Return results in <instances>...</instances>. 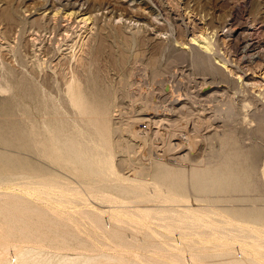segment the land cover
<instances>
[{
  "label": "rangeland",
  "instance_id": "1",
  "mask_svg": "<svg viewBox=\"0 0 264 264\" xmlns=\"http://www.w3.org/2000/svg\"><path fill=\"white\" fill-rule=\"evenodd\" d=\"M46 2L51 3V0H0V162L6 163L9 169L14 168L11 183L25 185L21 189H0V197H3L0 198V226L5 231L8 228L10 233L29 232L40 237L39 243L16 246L15 252L38 246L37 252L30 253L28 264H46L51 258L64 254L80 257L74 264H264V255L253 251H264V112L260 108L264 104V81H250L256 88L245 91L222 81L204 80V73L195 65L192 68L190 58H185L187 63L182 61L184 58L174 61L171 73L158 77L147 65L156 60L163 65L171 64L180 54L181 46L176 41L186 43L189 52L200 47L198 43L191 45V35L177 31L175 20L165 17L160 5L186 15V22L196 19L197 36L203 29H208V33L216 29L229 35L228 24L234 17L244 22L251 11L253 17L258 15L264 19V0H112L127 16L123 20L112 19L103 10L97 13V26L91 21L81 24L80 18L71 22L59 20L48 26L41 18L36 19L39 15H32L36 6L43 4L40 8H44ZM28 11L30 15H26ZM118 35H125L134 42L128 44L117 38ZM120 51L127 56L125 65L118 62ZM137 55L139 60H135ZM93 77L99 88L108 91V104L114 111L111 114L116 117L157 121L170 118L166 114L171 111L175 119L183 116L177 112L186 105L185 108L194 113L195 122L199 117L209 123L197 122L196 125L201 126H197L199 133L190 141L193 144L188 142L189 149L183 152L187 157L182 162L150 161L157 150V144L152 143L153 130L163 129L166 146L177 144L180 135L186 134L183 138H187L192 133L195 122L191 113H185V118L191 121L186 123L185 130H177L176 137L165 130L166 124L151 122V127L148 126L151 130L144 128L146 121L139 122L137 128L130 125L128 139L140 132V128L143 134L149 135L145 140L134 138L136 151L127 155L114 149L113 135L104 128L105 124L111 126L107 117H89L73 100V88L77 84L83 87ZM122 81L135 83L131 89L133 97L131 94L123 99ZM26 87L32 90L34 100L22 95ZM138 96L140 100L136 101L134 112L130 102L139 99ZM178 100V104L182 101L186 104H175ZM230 105L235 111L231 121L224 117ZM144 109L146 111H142ZM214 116L223 117L225 121L213 119ZM32 134L44 136V157L29 152L27 146L32 143ZM74 139H79L82 147L91 144L94 152L107 155V159L93 165L98 174L84 172L80 169L82 165L73 164L75 155H68L70 159L64 155V141L69 144ZM31 167L34 170L31 171ZM136 170L142 174H137ZM33 182L46 187L39 189L41 196ZM92 185L117 199H137L140 205L126 204L133 206L119 208L126 216L116 221L113 213H104L98 208L107 210L124 203L107 198L99 200V195L91 193ZM67 186L70 190L65 193ZM134 189L136 195L123 196L126 190ZM138 207L149 208L155 214L151 211L148 218L136 211ZM1 231L0 264H6L14 257L10 249L15 245L13 239L6 240ZM239 254L242 258H238Z\"/></svg>",
  "mask_w": 264,
  "mask_h": 264
},
{
  "label": "bare ground",
  "instance_id": "2",
  "mask_svg": "<svg viewBox=\"0 0 264 264\" xmlns=\"http://www.w3.org/2000/svg\"><path fill=\"white\" fill-rule=\"evenodd\" d=\"M73 1V2H72ZM112 1V0H111ZM110 0H51V3H47L46 6L44 8H40V4L38 6H34L35 10L32 11V15L33 16H36V15H39L36 19L38 20V18H41L43 20L44 23H46L48 26H52L53 24H57V22L59 20H67L68 22L70 20H77V21H80L81 19V24L84 23V24H88L90 23V21L94 24V26H97V21H98V17H97V13L100 12V11H107V13L109 14V17L110 18H118V19H121L123 20L125 15L127 16V12L125 13L124 9L123 8H119V5H115L114 3H112ZM50 2V1H49ZM37 3V2H36ZM65 3V4H64ZM30 4V3H29ZM119 4V2H118ZM128 4V3H127ZM35 5V4H33ZM32 5V6H33ZM37 5V4H36ZM122 5V4H121ZM256 5V4H255ZM31 6V7H32ZM86 6V8H85ZM26 8V7H25ZM28 8V7H27ZM160 9L161 11L166 15L165 17H167L168 19H174L175 20V24L177 25V31L179 30V32L182 30L185 35H191L192 36V39L190 40V43L191 45H194L193 43H198L199 44V48L197 47H194V49H192V51H187L185 45L186 43H182L180 41H176L177 43H179V45L181 46L180 48V51H179V55L178 56H175V60L172 59L173 61H171V64H167V65H163L161 64V62L159 60H156V61H153V62H148L147 65L151 67L152 71H153V74L155 77H158L159 75H164V74H169L171 73V66L172 64L174 63V61H177V60H182L184 58V60L182 61H185V58H190V61L192 63V68H193V65L199 67L202 72L204 73V80H207V78L211 81H222L223 83L225 82L227 85L229 86H234L235 88H239V89H242V90H245V91H251V89L253 88H256V87H253L254 85L251 84L250 81H257V79H260V81H264V19L261 18V17H258V15H255L253 17V14L251 13V11L246 14V19L244 22H241L238 18L234 17L231 19V22L228 24L229 26V30H228V33L229 35H225V34H221V32L219 31H211L210 33H208V29L204 30L203 28V31L202 29L200 31H202L200 33L199 36H197L196 32H197V29H198V24H197V21L194 17L195 20H193L192 22L190 20H192L191 18L189 19L188 22H186V19H185V16L181 15V14H177L175 12V10L173 8H171L170 6H167V5H160ZM41 10H44L42 13H40ZM25 12V11H24ZM40 13V14H39ZM29 14V11L28 13H26V15ZM107 14V15H108ZM190 14V13H189ZM30 15V14H29ZM106 15V16H107ZM192 15V14H191ZM139 16V15H138ZM142 16V15H141ZM189 16V15H188ZM187 16V18H188ZM195 16V15H194ZM32 17V16H31ZM140 17V16H139ZM190 17V16H189ZM80 18V19H78ZM35 19V21H36ZM201 20V19H200ZM64 21L62 23H64ZM71 22V21H70ZM74 22V21H73ZM202 22V21H201ZM26 23V22H25ZM59 24V23H58ZM200 24V23H199ZM2 25V24H1ZM63 25V24H62ZM91 25V24H90ZM22 26V25H21ZM59 26V25H58ZM207 27V26H206ZM227 27V26H226ZM21 28V27H20ZM3 32V31H2ZM157 32V31H156ZM33 34V33H32ZM31 35V34H30ZM37 35V34H36ZM32 36V35H31ZM174 36V35H173ZM227 36L228 37H231V40H228L227 39ZM33 37V36H32ZM35 37V36H34ZM34 37L32 40H34ZM117 38H122L123 41H125L126 43L128 44H132L134 41H132L129 37L125 36V35H118L116 36ZM37 39V38H36ZM36 39L34 41H36ZM183 40V39H182ZM181 40V41H182ZM187 40V39H186ZM2 43V42H1ZM100 43V42H99ZM102 43V42H101ZM99 46V45H98ZM97 46V47H98ZM101 47V45L99 46ZM186 47V48H185ZM111 48V47H110ZM114 47H112L113 49ZM193 48V47H192ZM98 49V48H96ZM111 49V50H112ZM189 49V48H188ZM114 50V49H113ZM203 50V51H201ZM98 53V52H97ZM120 54H121V51H120ZM123 54V53H122ZM121 54V57H120V60L118 61L120 63V65H125L126 61H127V56L126 55H122ZM140 56L137 55L135 57V60H139ZM189 60V59H188ZM215 61H218L217 63L214 62ZM116 61V60H114ZM186 62V61H185ZM187 63V62H186ZM146 66V67H148ZM190 66V64H189ZM146 69V68H144ZM149 70V69H148ZM200 70V72H201ZM141 71V69H140ZM143 71V70H142ZM151 71V70H150ZM138 72V71H137ZM144 72V71H143ZM148 71H146L147 73ZM201 72V73H202ZM175 75V73L173 74ZM144 76V75H143ZM98 77V76H97ZM202 77V76H201ZM202 78V79H203ZM134 79V78H133ZM147 79V78H145ZM159 79V78H158ZM162 79V77H161ZM161 79H159L158 81H162ZM174 79H178V77H174ZM142 80V79H141ZM180 80V79H179ZM181 82V81H179ZM239 82V83H238ZM143 83V82H142ZM102 84V82H101ZM134 84L132 81H122L121 82V94H122V97L123 99L129 97L132 92H131V89L134 87ZM138 84V83H137ZM141 84V82H140ZM159 84V83H158ZM136 87V86H135ZM139 88V87H138ZM175 88V87H174ZM259 89V88H258ZM143 90V89H142ZM140 90V91H142ZM252 91H255V90H252ZM146 92V91H145ZM22 95L25 96V97H28L29 99L31 100H34L33 99V93H32V90L29 89L28 87L24 88L22 91H21ZM257 93V92H256ZM181 94V93H179ZM259 94V93H258ZM108 91L106 90H102L101 88H99L97 82H96V79L95 77H93L92 79H90L89 81H86L85 85L82 87L80 86L79 84H77L75 86V88H73V92H72V96H73V100L75 101V103H77V107H79L80 111L83 112V114L85 115H89V117H94V116H100V117H104L106 118L107 117V121H109V123H111V126H107L105 124V130L110 134V135H113V147L115 150L117 151H122L124 152L125 154L127 155H130L131 153H135L134 151H136V146L134 145V138H139L140 140H145L147 138V136L149 135L148 133L147 134H143L141 132V129L140 128V132L137 131L139 129H137L135 132V134H139V136H135V134L133 135L132 134V141L130 139L127 138L128 135H131L130 133V130L128 129V127L131 126H136L137 128V125L140 123H144L142 121H146L147 123L144 124L146 125V129H149L148 126L150 125L151 122H153L154 124L153 125H167V126H164L165 127V130L168 131L170 133V135L172 136H175V133L177 134L179 130V128H181L180 130L182 129H186V123L191 121L190 118H185V113H188L190 114L191 113V118H192V115H194L193 112H189L190 110H188L186 107V105H184L183 107H181L182 109L179 110L177 113L180 114V115H183V116H179V117H174L175 119H173V113H170L168 112V114L166 115H169L170 118L168 117V119H165V120H155L153 121V119L151 118H148V119H145L143 120H130V119H124L123 117H116L115 114H111V112H114L110 109L109 107V104H108V100H107V96H108ZM183 95V94H182ZM181 95V96H182ZM233 95V94H232ZM260 95V94H259ZM137 96V95H136ZM135 96V97H136ZM172 96V95H171ZM111 97V96H110ZM133 97V94L132 96ZM130 97V98H131ZM139 99L137 98V100H134V102H130V107L133 109L136 108V101L140 100V96H138ZM179 97V96H178ZM182 97L185 98V95H183ZM229 97V96H228ZM216 98V97H215ZM263 98V97H262ZM142 99V98H141ZM174 101H175V98H173ZM186 99V98H185ZM218 99V98H217ZM231 99V98H230ZM72 100V101H73ZM182 100V98H181ZM190 100V99H188ZM71 101V102H72ZM73 101V102H74ZM180 100L176 101L175 104H178L177 102H179ZM187 101V100H186ZM142 103L143 100L141 101ZM147 103V101H145ZM171 102V101H170ZM229 102V101H228ZM207 103V102H206ZM204 103V104H206ZM260 103V102H259ZM145 104V103H144ZM179 104H186L185 101H182L180 102ZM178 104V105H179ZM231 104V103H230ZM140 105V104H139ZM170 105V104H169ZM211 105V104H210ZM224 105V104H222ZM228 105V103H227ZM227 105H224V106H227ZM251 105V104H250ZM262 107L260 108H263V110H261V112H264V104L263 105H260ZM143 108H147V105H143L142 106ZM216 107V106H215ZM137 108H140L137 106ZM142 108V109H143ZM228 108V112H224L226 111ZM225 107L226 110H224V113H228V115H224L227 116V118L230 120V118L233 119V117H231V115L233 113H235V111L233 112V108L232 106H228V107ZM131 109V110H132ZM219 109V108H218ZM136 110V109H135ZM140 110V109H139ZM142 111H146L145 109L142 110ZM219 111V110H217ZM135 112V111H134ZM133 112V113H134ZM174 112V111H173ZM216 112V111H215ZM219 113V112H218ZM217 113V115H219ZM257 113V112H256ZM81 114V113H80ZM158 114H162V113H158ZM258 114V113H257ZM256 114V115H257ZM262 114V113H261ZM122 115V114H121ZM126 115V114H125ZM165 115V114H164ZM260 115V114H259ZM110 116V117H109ZM198 116V115H196ZM200 116V115H199ZM261 116V115H260ZM84 117V116H83ZM195 117V116H194ZM193 117V118H194ZM215 117V118H214ZM212 117L213 119H217L219 120L218 118L220 117H216L214 116ZM222 117V116H221ZM61 118V117H60ZM76 118V117H75ZM97 118V117H96ZM192 118V119H193ZM71 119V118H70ZM85 119V118H84ZM88 119V118H86ZM85 119V120H86ZM92 119V118H91ZM103 119V118H102ZM211 119V118H210ZM209 119V120H210ZM212 119V120H213ZM221 120L225 121L222 118H220ZM75 120V119H74ZM197 122H202V123H205V124H208L209 121L206 120V119H203L202 118L200 119L199 117L196 118ZM89 121V119H88ZM103 122H106L104 120H102ZM193 121L195 122V120L193 119ZM228 121V120H227ZM231 121V120H230ZM229 121V122H230ZM75 122V121H74ZM197 122L194 123V126L192 127V130L190 132H192L190 134V136H187V138H183L184 135H180V133H182V131L179 133V135L181 136L179 138V141L177 142V144L175 143H172L171 144V141H168L169 144L171 145H168L166 146V143L164 142L165 139H163L164 137L162 136V133L161 131L163 129H161V131L157 128L155 131L153 130V134L155 133V138H153V145L157 144L156 148V153L155 155L156 156H153L151 155L150 157V161H181L184 160L187 155H183V152L187 149H189V145H188V142H190L191 140H193L192 138L195 137V135L199 133V130H200V124H198L200 127L198 129V125ZM211 122V121H210ZM214 122H217L214 120ZM213 123V121H212ZM227 123V122H226ZM231 123V122H230ZM87 124V123H86ZM229 124V123H228ZM76 125V124H75ZM152 125V124H151ZM150 125V127H151ZM188 125V124H187ZM204 125V124H203ZM101 126V125H100ZM186 126V127H185ZM78 127V126H76ZM87 127V126H86ZM89 127V126H88ZM140 127V126H139ZM157 127V126H156ZM185 127V128H184ZM95 128V127H94ZM143 128V127H142ZM161 128V127H159ZM204 128V126H203ZM202 128V130H203ZM222 128V127H221ZM79 129V128H78ZM154 129V127L152 128ZM188 129V128H187ZM81 130V129H80ZM100 130V129H99ZM151 130V129H149ZM179 130V131H180ZM190 130V129H189ZM188 130V131H189ZM35 131V130H33ZM84 131V130H83ZM132 131V130H131ZM134 131V130H133ZM145 131H148V130H145ZM144 131V133H146ZM177 131V132H176ZM187 131V130H186ZM86 134H88L89 132L85 131ZM102 133V131H100ZM163 132V131H162ZM184 132V131H183ZM206 132V131H205ZM42 133V132H40ZM143 135H142V134ZM164 133V132H163ZM85 134V135H86ZM166 134V133H165ZM31 135V134H30ZM35 135V134H34ZM168 135V134H167ZM169 135V138L171 137ZM177 135V136H179ZM90 136V135H89ZM153 136V135H152ZM30 137V136H29ZM92 137V136H90ZM151 137V136H150ZM189 137V138H188ZM199 137V136H198ZM205 137V135H204ZM31 138V141L32 143L29 144L28 143V146L27 148L29 149V152L31 153H38L40 156L44 157L45 156V151L42 149L43 146H42V140L44 141V136L42 137H36V136H32L30 137ZM106 138V137H105ZM173 138V137H172ZM171 138V139H172ZM197 138V137H196ZM201 138V137H200ZM87 139H91V138H87ZM170 139V140H171ZM205 139V138H203ZM59 140V139H58ZM79 140V139H78ZM77 139H74L72 141V143H69L68 142H65V145L63 146V152H64V155L67 154L68 155H75L74 156V159H73V164H75L76 166L78 165H82L80 167V169H83L84 172H90V171H93L94 174H98L99 171L95 169V167H93V165H98L100 164L99 163V160L100 159H107V155L103 154V153H99V152H94L90 146L89 147H82V144L80 141H78ZM83 140V139H82ZM168 140V138H167ZM202 140V139H201ZM68 141V140H67ZM195 141V140H194ZM204 141V140H203ZM88 142V140H87ZM86 142V143H87ZM147 142V141H146ZM167 142V143H168ZM83 143V142H82ZM90 142H88L89 144ZM191 143V142H190ZM189 143V144H190ZM196 143V142H195ZM147 144V143H146ZM193 144V143H191ZM190 144V146L193 148V146ZM87 145V144H86ZM110 144V148L112 146ZM162 145V146H160ZM178 146V148H176V146ZM195 145V144H194ZM93 146V145H92ZM206 146V145H205ZM176 150H175V148ZM196 147V146H195ZM123 148V149H122ZM152 148V147H151ZM150 148V149H151ZM155 148V146H154ZM39 150V152H36V150ZM99 149V148H97ZM149 149V151H150ZM175 151H174V150ZM95 150V149H94ZM173 150V152H171ZM108 151V150H107ZM154 151V150H153ZM151 152V151H150ZM197 155V154H196ZM199 155V154H198ZM115 156V155H114ZM147 156V155H146ZM39 157V156H38ZM66 157V156H65ZM112 157V156H111ZM148 157V156H147ZM67 158L70 159V157L68 156ZM147 159V158H145ZM123 160V159H122ZM127 160V159H125ZM68 161V160H66ZM110 161V160H109ZM144 167H142V170H143ZM167 168V167H166ZM12 169L14 168H11L9 169L8 168V165L4 162H0V184L2 183H5L4 186H0V189H16L14 187H18V188H22V186L24 184H21V183H11V179L13 178L12 176ZM135 169H138V168H135ZM30 170H34L33 167L30 168ZM76 170H79V169H76ZM82 170V171H83ZM141 170V169H139ZM139 170H136V173L137 174H142L140 173ZM103 172V170H102ZM92 173V172H91ZM105 173H108L107 170H105ZM35 175H38L39 177L41 176V174H34ZM30 176V175H29ZM36 176V177H38ZM49 178V177H48ZM55 178V177H54ZM47 179V178H46ZM52 179V178H51ZM57 180V178H55ZM59 180V179H58ZM119 181H122L123 179L122 178H118ZM30 181V180H29ZM28 181V182H29ZM34 181V180H33ZM36 181V180H35ZM40 181V180H39ZM43 181V180H42ZM50 181V180H49ZM51 182V181H50ZM65 181H63L64 183ZM67 183V182H66ZM69 183V182H68ZM34 184V185H32ZM31 185L32 187L34 186L35 187V190L36 188H38V193L39 192V189L40 190H43L44 188L46 189L45 186H43L41 183H37V182H33ZM29 185L26 183V186ZM46 185V183H45ZM48 185V184H47ZM58 185V184H57ZM25 187V185H24ZM23 187V188H24ZM29 187V186H27ZM26 187V190H28V188ZM31 187V186H30ZM44 187V188H43ZM68 188L70 186H67ZM71 187H74L71 185ZM17 188V189H18ZM20 188V189H21ZM49 187H47L48 189ZM54 188V187H53ZM58 188V187H57ZM61 188V187H60ZM65 188V187H64ZM25 189V188H24ZM32 189V188H31ZM44 189V190H45ZM52 189V187H51ZM90 189L92 190L91 193H94L93 195H99L98 197L99 200L101 198L103 199H110V201H113L114 202H120V203H124V205H113V206H110L109 209L107 208V210H101L99 209L97 206H95L97 209L98 208V211H101V212H108V213H113L115 215L114 219L116 221H122V219L124 218V216H126L124 214V210H120L121 208H129L132 206L130 205H126V204H139L140 201H138L137 199L135 200H124V199H117V197H114L112 196L110 193H108L107 191L103 190L101 187L99 186H96V185H92L90 186ZM128 189V188H127ZM50 190V189H49ZM60 189H58L59 191ZM65 190V189H64ZM63 190V191H64ZM67 190H70L69 189H66V191H64L65 193L67 192ZM72 190V189H71ZM88 190V189H87ZM18 191V190H17ZM23 191V190H22ZM29 191V190H28ZM48 191V190H47ZM53 191V190H51ZM54 191H57V189L55 190L54 188ZM62 192V190H60ZM3 192V191H1ZM21 192V191H20ZM24 192V191H23ZM22 192V193H23ZM30 192V191H29ZM32 192V191H31ZM30 192V193H31ZM34 192V194L36 193ZM43 192H46V191H43ZM49 192V191H48ZM70 193V191H68ZM7 194H10L8 192H6ZM50 193V192H49ZM60 193V192H59ZM99 193V194H98ZM33 194V195H34ZM42 194V193H41ZM46 194V193H45ZM45 194L43 196H45ZM74 194V193H73ZM2 195V194H1ZM0 195V196H1ZM9 195V196H10ZM13 195V194H12ZM18 195V194H17ZM16 195V196H17ZM28 195V194H26ZM36 195V194H35ZM40 195V194H38ZM47 195V194H46ZM92 195V196H93ZM132 195H136V189L134 190H126V192L123 193V196H126L128 198H130ZM29 196V195H28ZM41 196V195H40ZM53 196V195H52ZM80 196V195H79ZM78 196V197H79ZM82 196V194H81ZM88 196V195H87ZM7 196H5L4 198H7ZM11 197V196H10ZM13 197V196H12ZM46 197V196H45ZM50 197V196H47V198ZM76 197V196H75ZM0 198H3V197H0ZM60 198V197H59ZM50 199L52 200V202H54L53 198L50 197ZM113 199V200H111ZM3 200V199H2ZM80 200V199H79ZM115 200H118V201H115ZM48 201V200H47ZM50 202V200H49ZM79 202V201H78ZM83 202V201H82ZM88 202V201H87ZM113 203V202H112ZM51 205V203H49ZM140 205V204H139ZM138 205V206H139ZM144 205V204H143ZM148 205V204H147ZM158 205V204H157ZM153 206V205H152ZM60 207V206H59ZM91 207V205H90ZM93 207V206H92ZM99 207L101 208L102 206L99 205ZM107 207V206H106ZM137 207V205H136ZM146 207V206H145ZM156 207V206H155ZM114 208H118V209H114ZM120 208V209H119ZM59 209V208H58ZM63 209V208H62ZM65 209V208H64ZM67 209V208H66ZM104 209V207L102 208ZM54 210V209H53ZM73 210V209H72ZM136 211H139L141 212L142 214H145L146 217L150 218V212L152 211L151 209H142L141 207H138V210ZM153 212V211H152ZM161 212V211H160ZM160 212H158L160 214ZM154 213V212H153ZM193 213V212H192ZM129 214V213H128ZM155 214V213H154ZM158 214V215H159ZM164 215V214H163ZM177 215V214H176ZM194 215V213H193ZM154 216V215H153ZM165 216V215H164ZM163 216V217H164ZM169 216V215H168ZM204 216V215H203ZM194 217V216H193ZM112 218V216H111ZM152 218V217H151ZM161 218V217H159ZM195 218V217H194ZM111 226H109L108 228H110ZM252 227V226H251ZM257 228V227H256ZM0 229L4 232L3 236L6 240H8V238L10 239H13L12 241L14 242V245L13 247H11L10 250H12L14 252V257L12 260H10L11 262L9 263H6V264H28L29 260V255L30 253L32 252H35L37 247L36 245H33L35 246L36 249H27V248H23L21 251H17V253L15 252V250L17 249V247H21L23 245H27V244H31V243H39L40 241V237L39 235H37L36 233L34 234H31V233H26V234H16V233H10L8 231V228L7 230L5 231V228L1 227L0 226ZM1 231V232H2ZM9 232V233H8ZM245 235V234H244ZM252 235V234H251ZM264 235V234H263ZM18 236V237H17ZM17 239H14L16 238ZM3 238V237H2ZM3 238V240H4ZM10 239V240H11ZM5 240V241H6ZM179 244V243H178ZM17 246V247H16ZM41 247V246H40ZM252 249V248H251ZM41 250L42 252V249H39ZM38 251V250H37ZM36 251V252H37ZM253 251L255 253H258L259 254H263L264 255V251L262 249H253ZM37 254V253H35ZM40 253L37 254V256L39 255ZM41 256V254H40ZM241 255L239 254L238 258H242L240 257ZM54 257V256H52ZM80 258V257H79ZM78 256L76 255H72V254H64V255H61V256H56L54 259L51 258L46 264H74L78 261ZM2 261V260H1ZM34 261V260H33ZM262 261V260H261ZM37 262V261H36ZM264 262V260L262 261ZM33 263V262H32ZM38 263V262H37ZM36 263V264H37ZM5 264V262L3 263Z\"/></svg>",
  "mask_w": 264,
  "mask_h": 264
},
{
  "label": "built area",
  "instance_id": "3",
  "mask_svg": "<svg viewBox=\"0 0 264 264\" xmlns=\"http://www.w3.org/2000/svg\"><path fill=\"white\" fill-rule=\"evenodd\" d=\"M144 128H146V125H144Z\"/></svg>",
  "mask_w": 264,
  "mask_h": 264
}]
</instances>
